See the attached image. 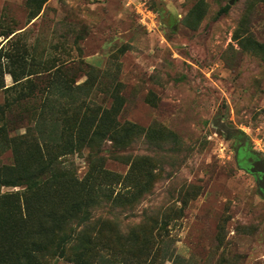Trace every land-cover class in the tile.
<instances>
[{
  "label": "rangeland",
  "instance_id": "374dc122",
  "mask_svg": "<svg viewBox=\"0 0 264 264\" xmlns=\"http://www.w3.org/2000/svg\"><path fill=\"white\" fill-rule=\"evenodd\" d=\"M11 44L32 73L31 96L6 114L11 135L46 101V65L59 66L71 89L90 70L86 102L113 106L115 121L136 127L115 151L96 146L62 159L78 178L88 157L122 177L134 163L150 175L127 187L133 203L92 210L96 223L127 235L156 221L177 258L164 264H264V195L249 154L240 155L248 172L236 159L243 134L264 160V0H0L1 51ZM4 81L12 85L7 71ZM17 190L0 186V194Z\"/></svg>",
  "mask_w": 264,
  "mask_h": 264
},
{
  "label": "trees",
  "instance_id": "16d2710c",
  "mask_svg": "<svg viewBox=\"0 0 264 264\" xmlns=\"http://www.w3.org/2000/svg\"><path fill=\"white\" fill-rule=\"evenodd\" d=\"M14 46L4 52L0 48V90L5 93L0 104V154L10 153V162L0 163V186L19 190L0 194V264H51L56 258L71 264L175 261L168 241L156 236V221L149 219L120 235L105 230L109 221L99 224L92 219V210L104 203L124 206L134 202L136 192L130 193L127 187L136 188L141 178L150 177L140 164L134 163L125 177L104 168L101 159L89 162L88 157L91 166L82 178L63 166L62 159L80 149L100 146L115 151L137 134L134 125H121L112 118L113 106L104 109L86 102L92 89L90 70L86 80L71 89L59 66H43L44 72H51L46 101L35 109L34 122L23 134H10L6 114L32 91L30 58ZM5 71L11 86L5 85ZM73 91L78 97L69 100ZM238 140L237 163L248 172L240 155H260L246 136L241 134ZM125 181L126 192H115Z\"/></svg>",
  "mask_w": 264,
  "mask_h": 264
},
{
  "label": "water",
  "instance_id": "95a60500",
  "mask_svg": "<svg viewBox=\"0 0 264 264\" xmlns=\"http://www.w3.org/2000/svg\"><path fill=\"white\" fill-rule=\"evenodd\" d=\"M249 171L254 174H260V177L258 179V189L264 195V160L259 159L257 161H254L251 164Z\"/></svg>",
  "mask_w": 264,
  "mask_h": 264
},
{
  "label": "flooded vegetation",
  "instance_id": "af4514ba",
  "mask_svg": "<svg viewBox=\"0 0 264 264\" xmlns=\"http://www.w3.org/2000/svg\"><path fill=\"white\" fill-rule=\"evenodd\" d=\"M236 155H238V153L236 152ZM261 159L260 157H251L250 155L248 156V162L245 164L247 168H250L251 164L254 162V161H257ZM255 176L257 177V179H259L260 177V174H255Z\"/></svg>",
  "mask_w": 264,
  "mask_h": 264
}]
</instances>
